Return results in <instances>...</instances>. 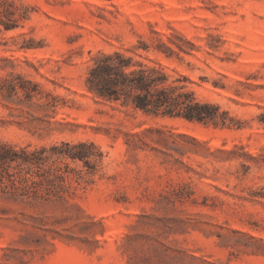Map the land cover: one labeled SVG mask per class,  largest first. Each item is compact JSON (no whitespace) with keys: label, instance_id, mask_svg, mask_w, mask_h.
Returning a JSON list of instances; mask_svg holds the SVG:
<instances>
[{"label":"rangeland","instance_id":"obj_1","mask_svg":"<svg viewBox=\"0 0 264 264\" xmlns=\"http://www.w3.org/2000/svg\"><path fill=\"white\" fill-rule=\"evenodd\" d=\"M141 41L230 125L87 90L97 52ZM262 114L264 0H0V139L49 156L44 198L0 187V264H264Z\"/></svg>","mask_w":264,"mask_h":264},{"label":"trees","instance_id":"obj_2","mask_svg":"<svg viewBox=\"0 0 264 264\" xmlns=\"http://www.w3.org/2000/svg\"><path fill=\"white\" fill-rule=\"evenodd\" d=\"M6 28L11 25L5 24ZM143 48L149 52L151 47L145 42L128 50L115 49L99 51L92 57L85 78V86L94 96L107 101L121 103L146 114L183 117L190 121L230 125L233 117L229 112L220 111V105L199 99L195 90L186 83L189 78L182 73L175 76L160 61L151 63ZM159 52L170 57L175 50L161 40L156 47ZM264 123V114L260 117ZM29 145L17 144L0 139V187L15 200L33 201L44 198V163L47 161L46 147L30 150ZM93 142H63L52 146L58 157L84 160L91 163Z\"/></svg>","mask_w":264,"mask_h":264}]
</instances>
